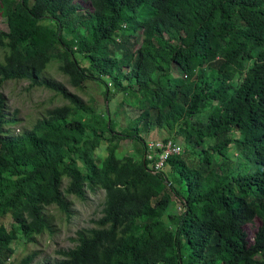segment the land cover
<instances>
[{"label":"trees","instance_id":"16d2710c","mask_svg":"<svg viewBox=\"0 0 264 264\" xmlns=\"http://www.w3.org/2000/svg\"><path fill=\"white\" fill-rule=\"evenodd\" d=\"M0 17V85L67 100L13 133L0 92V264H33L10 262L14 243L98 190L95 226L44 264H264V0H0ZM53 61L76 88L104 85L103 106L46 76ZM155 130L179 147L157 170ZM125 140L140 149L119 156Z\"/></svg>","mask_w":264,"mask_h":264},{"label":"rangeland","instance_id":"374dc122","mask_svg":"<svg viewBox=\"0 0 264 264\" xmlns=\"http://www.w3.org/2000/svg\"><path fill=\"white\" fill-rule=\"evenodd\" d=\"M78 1L85 6H89V0ZM6 28V19L0 17V30H5ZM138 35L139 33L131 38V42L134 43V46L139 42L137 38ZM2 57L3 49L0 48V60ZM172 72L174 76L181 75V69L178 66H174ZM46 76L62 82L68 91L80 95L84 100L95 99L98 107L103 106L104 85L94 81H86L84 88H76L72 86L68 78L58 70L55 61L51 62L47 67ZM29 83L30 81L27 79H10L0 85V92L6 97L7 112L12 113L15 110L17 111L16 123L10 126L13 133H19L23 129L31 127L47 108L67 102L66 99L56 94L53 90L43 86L30 87ZM124 119L125 117L120 115L119 128H123L125 125ZM164 136H166L164 131L155 130L150 135H145V139L146 141L153 140L151 142L161 144V139ZM136 149H140L139 144L130 140H125L121 142L117 154L119 156H124ZM105 154L104 143H102L95 151V158L96 160L98 159L96 161L98 164H100V160ZM67 199L70 203L68 212L62 211L56 205L47 206L45 208V212L49 216L50 227L45 229L41 234L36 235L35 242H28L26 238L22 236L14 243L15 253L10 260L11 263L17 262L22 256L32 252H37L33 264L52 262L54 259L60 258V255L56 252L58 249L70 248L76 244V232L79 229L95 226L93 220L101 215V209L103 207V190H98L96 192L87 191L84 199H80L74 195H68ZM256 223L259 224V221ZM253 232V229H249V240L252 239Z\"/></svg>","mask_w":264,"mask_h":264},{"label":"built area","instance_id":"2783aa9c","mask_svg":"<svg viewBox=\"0 0 264 264\" xmlns=\"http://www.w3.org/2000/svg\"><path fill=\"white\" fill-rule=\"evenodd\" d=\"M151 141L153 140H149L147 143L149 151H147L145 155L148 160L152 161L150 163V166H153L155 170L161 168L168 155L173 152L179 151V147L174 144L171 140L161 141V144L155 142L153 143ZM155 149H157L158 151Z\"/></svg>","mask_w":264,"mask_h":264}]
</instances>
